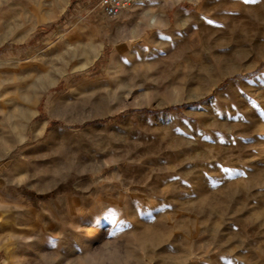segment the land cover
<instances>
[{"label":"rangeland","instance_id":"rangeland-1","mask_svg":"<svg viewBox=\"0 0 264 264\" xmlns=\"http://www.w3.org/2000/svg\"><path fill=\"white\" fill-rule=\"evenodd\" d=\"M0 264H264V0H0Z\"/></svg>","mask_w":264,"mask_h":264},{"label":"built area","instance_id":"built-area-1","mask_svg":"<svg viewBox=\"0 0 264 264\" xmlns=\"http://www.w3.org/2000/svg\"><path fill=\"white\" fill-rule=\"evenodd\" d=\"M142 0H100L103 13L109 18H118L121 12L133 2Z\"/></svg>","mask_w":264,"mask_h":264},{"label":"crops","instance_id":"crops-1","mask_svg":"<svg viewBox=\"0 0 264 264\" xmlns=\"http://www.w3.org/2000/svg\"><path fill=\"white\" fill-rule=\"evenodd\" d=\"M142 1H144V0H142ZM142 1H141V2H142ZM148 1H150V0H148Z\"/></svg>","mask_w":264,"mask_h":264},{"label":"bare ground","instance_id":"bare-ground-1","mask_svg":"<svg viewBox=\"0 0 264 264\" xmlns=\"http://www.w3.org/2000/svg\"><path fill=\"white\" fill-rule=\"evenodd\" d=\"M234 66V65H233Z\"/></svg>","mask_w":264,"mask_h":264}]
</instances>
